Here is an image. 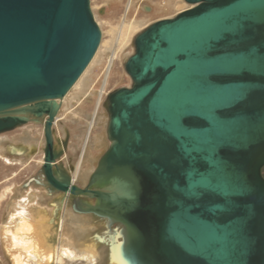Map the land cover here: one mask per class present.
I'll list each match as a JSON object with an SVG mask.
<instances>
[{"label":"water","instance_id":"95a60500","mask_svg":"<svg viewBox=\"0 0 264 264\" xmlns=\"http://www.w3.org/2000/svg\"><path fill=\"white\" fill-rule=\"evenodd\" d=\"M184 1L136 36L132 85L109 93L110 144L80 188L53 176L51 121L101 40L90 2L0 0V133L48 115L43 175L134 230L136 264H264V0ZM112 174L134 194L90 189Z\"/></svg>","mask_w":264,"mask_h":264},{"label":"rangeland","instance_id":"374dc122","mask_svg":"<svg viewBox=\"0 0 264 264\" xmlns=\"http://www.w3.org/2000/svg\"><path fill=\"white\" fill-rule=\"evenodd\" d=\"M89 2L94 19L101 31L98 54L81 78L80 85L71 88L65 95L62 105L56 112L57 118L52 124L53 152L58 153V158L55 157L54 162L62 175H68L71 178L75 165L83 157V166L81 165L78 173L76 172L74 181V185L80 188L87 187L92 173L98 167L100 159L110 144L107 137L109 118L106 109L109 93L120 87H131L132 85L124 64L135 51L136 36L153 22L172 18L190 6L184 0H132L130 4L129 0H89ZM112 56H114L113 67L107 76L97 118L93 123V128L90 129L88 123L92 121L107 61ZM39 121L40 123L29 121L12 130L0 133V264H13L2 237L5 234L4 229L12 226L8 222L14 206L17 207L19 203L20 206L28 209L35 207L37 203L42 206L52 204L63 197L59 191L54 192L48 188V182L43 175L40 160L45 149L44 121L42 119ZM86 137V148L82 154L81 149L84 147ZM29 144H32V148L36 150L30 153H14L9 149L13 145ZM262 173L264 176V168ZM93 187L98 188L97 185ZM34 191L40 194L33 201L28 202L27 198ZM47 191L50 192L49 195ZM78 198L81 202L92 203L94 200L87 197L69 196L68 210L64 212L65 222L69 224L68 230L72 231L76 241L90 240L93 233L102 234L106 231L103 223L105 220L88 212L73 211L74 202ZM71 213L77 218L71 219ZM77 225L85 228L82 231H74ZM112 228L119 229L120 224L116 223ZM98 249L99 257L95 264H108L109 245L102 243ZM85 263V259L77 258L76 253L73 258H68V264Z\"/></svg>","mask_w":264,"mask_h":264},{"label":"bare ground","instance_id":"6f19581e","mask_svg":"<svg viewBox=\"0 0 264 264\" xmlns=\"http://www.w3.org/2000/svg\"><path fill=\"white\" fill-rule=\"evenodd\" d=\"M131 2L132 0H129V4ZM97 54H98V50H96L89 64L87 65L85 70L82 72L80 77L77 79V81L73 84L71 88H75L80 85L81 78H83V76L85 75L84 73L86 72L88 67H90L93 64V61L96 58ZM113 57L114 56L110 57L107 61L105 76L103 77L104 80L100 92L96 98L95 107L93 110L92 121L88 123V128L90 129L93 128V123L97 118V111L101 102L102 94L104 92L107 76L110 69H112L113 67V61H114ZM65 95L62 98H57L54 100V103L58 105L57 110L62 105L65 99ZM55 115H53V119L51 121L52 124H53V120L55 121V118H57ZM28 117L30 118L32 116L28 115ZM47 117L48 115H43L41 117H38L37 119L39 120L42 119L45 123ZM30 121H37V120L35 119ZM52 124H51V132H52ZM52 140L54 139L52 138ZM86 142H87V137L85 138L83 143L84 147L81 149L82 154L85 151ZM32 146H33L32 144L13 145L10 146L9 149L14 153L16 152L30 153L36 150L33 149ZM44 151H43V157L40 160L41 165H43L44 163ZM54 159L56 160V158ZM82 160L83 157H81L77 162V164L75 165L76 167L74 170V174L72 175L71 178H69L70 176L68 175L66 176L62 175L61 170L55 166L56 162H54L53 160L51 162L53 176L58 181L65 182V180L69 179L68 180L69 185L72 184L74 185V181L76 180L75 174L76 172L78 173V171L80 170L82 165ZM86 169H88V167ZM93 182L95 185L98 186L97 189H99V191H101L102 194L109 195L111 199H117L119 197H129L132 196L135 192L134 186L132 184L121 181L120 176L118 174H112L110 176L96 175L93 178ZM48 186H49L48 188L49 189L51 188L50 190L54 192L59 191V193L62 194L63 197L59 198L57 202H54L52 204L49 203V205L42 206L39 203H37L35 204V207L28 209L24 206H20V204L18 203L17 207L16 205L14 206V211L11 212L8 223H11L12 226L9 229L8 228L4 229L5 234L3 235L2 238H4V242L6 243L7 250L10 254V258L13 264H68V258L70 257L73 258L75 256V253L77 258L85 259L86 261L85 264H95V262L99 257L98 248L102 243L104 244L107 243L109 245L110 258L108 264H136L135 260L131 257L130 252L127 248L130 239L132 238V236H134L135 233L134 230L128 228V226L118 221L119 219L116 217V215H113L111 213H107V214L101 213L103 215H99V217L105 220V222L103 223L106 227V231L102 234H99L98 232L93 233V236L89 238L90 240L76 241L72 231L70 229L68 230L67 226H69V224L65 222L66 217L64 216L65 214L64 212L68 210L67 199L70 195H72L69 191V188L66 191H64L61 189L53 188L49 183ZM90 189L95 190L94 187H90ZM39 194L40 193H38L37 191L32 192L31 196L27 198V201L28 202L33 201V199L37 197ZM49 194L50 192H48V195ZM73 196L87 197L94 199L92 200V203H89L83 201L81 202L78 198V200L74 202L73 205L74 209L72 208L73 211L76 210V212L78 211L82 213L85 210L95 211L92 208L98 205L99 202L97 198L92 197L91 193L75 194ZM70 215L72 217L71 219L77 218L72 213ZM116 223L120 224L119 229L112 228V226H114ZM76 227L77 228H74L75 229L74 231H82L83 228H85L80 225H77Z\"/></svg>","mask_w":264,"mask_h":264},{"label":"flooded vegetation","instance_id":"af4514ba","mask_svg":"<svg viewBox=\"0 0 264 264\" xmlns=\"http://www.w3.org/2000/svg\"><path fill=\"white\" fill-rule=\"evenodd\" d=\"M264 168V167H263ZM263 168H262V170H263ZM262 170H261V172H262ZM262 175H263V173H262ZM70 196H72V195H70Z\"/></svg>","mask_w":264,"mask_h":264}]
</instances>
